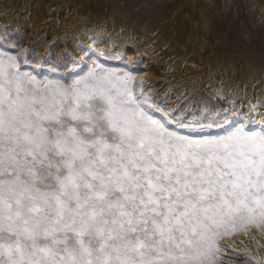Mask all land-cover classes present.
<instances>
[{"label":"snow or ice","instance_id":"snow-or-ice-1","mask_svg":"<svg viewBox=\"0 0 264 264\" xmlns=\"http://www.w3.org/2000/svg\"><path fill=\"white\" fill-rule=\"evenodd\" d=\"M254 222L264 132L194 140L95 70L41 86L0 62V264H207Z\"/></svg>","mask_w":264,"mask_h":264},{"label":"rangeland","instance_id":"rangeland-1","mask_svg":"<svg viewBox=\"0 0 264 264\" xmlns=\"http://www.w3.org/2000/svg\"><path fill=\"white\" fill-rule=\"evenodd\" d=\"M144 48L159 74L150 79ZM0 62L41 86L95 70L194 140L264 132V0H0ZM229 233L215 237L207 264H264V223Z\"/></svg>","mask_w":264,"mask_h":264},{"label":"bare ground","instance_id":"bare-ground-1","mask_svg":"<svg viewBox=\"0 0 264 264\" xmlns=\"http://www.w3.org/2000/svg\"><path fill=\"white\" fill-rule=\"evenodd\" d=\"M38 19H39V18H38ZM95 33H96V32H95ZM125 33H126V32H124V34H125ZM92 34H94V33H92L90 29L86 30V32L83 33L82 39L84 40L85 44L88 45V46H92V42L89 40V38L91 37ZM123 40H124V36L121 37V41H123ZM95 46H96L97 49H100L101 51H104V50L106 49V45H103L101 42H97V43L95 44ZM113 50H114V51H117L118 49H117V48H113ZM126 52H127V55H128V56H134L135 53H136V49H135L133 46H130V45L128 44V47H127V49H126ZM148 52H149V51H148V50H145V48H144V53H143V55H142V60H143V63L149 64V66L147 67V68H148V69H147V72H144V73H143V71H142V73H143V76H144V77H147V76H148V78L150 79V78L153 77V75L156 74L157 69H156V66H154V64H153L152 62H151L152 64H150V63H149L150 61L147 60L148 57H146V56H154L153 54H150V53H148ZM145 53H147L148 55L145 54ZM157 75H159V74L157 73L156 76H157ZM195 87H196V88H200V84L195 85ZM223 103H226L227 106L230 104V103H228L227 101H224ZM229 108H230V107H229ZM253 229L257 230V232H260V229H259V227H257V226H253ZM259 236H260V235H259ZM262 236H264V234H262ZM262 245H263V247H264V243H263ZM223 254H225V253H223ZM225 255H228V253L225 254Z\"/></svg>","mask_w":264,"mask_h":264}]
</instances>
